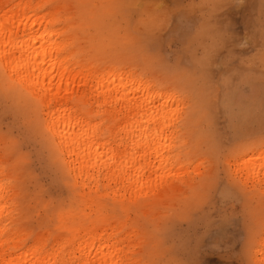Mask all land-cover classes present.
<instances>
[{
	"label": "rangeland",
	"instance_id": "rangeland-1",
	"mask_svg": "<svg viewBox=\"0 0 264 264\" xmlns=\"http://www.w3.org/2000/svg\"><path fill=\"white\" fill-rule=\"evenodd\" d=\"M43 3V12L57 10L79 71L72 104L115 148L126 120L81 94L79 82L111 69L142 78L155 93L151 123H163L169 165L154 159L157 171L134 188L74 178L45 128V106L0 62V183L9 195L0 229L13 234L9 252L40 247L58 258L85 231H105L124 264H264V0ZM149 57L163 71L138 70Z\"/></svg>",
	"mask_w": 264,
	"mask_h": 264
},
{
	"label": "bare ground",
	"instance_id": "bare-ground-1",
	"mask_svg": "<svg viewBox=\"0 0 264 264\" xmlns=\"http://www.w3.org/2000/svg\"><path fill=\"white\" fill-rule=\"evenodd\" d=\"M40 1L34 3L32 0H18L11 6V1L0 0V62L4 64L13 80L31 91L45 106V128L64 154L70 171L74 172L76 177L72 176V178L82 177L85 183L87 180L97 182L102 177L109 183L121 181L132 188L143 184L144 178L149 179L146 175L147 170L158 169L154 161L156 158L160 160L164 155L159 149L164 131L159 130L158 126L162 122L155 120L151 123L156 117L153 115L155 111L152 103L155 93L148 92L151 85L149 87L144 83L145 80L133 77L126 70L115 72L114 69L106 74H88L79 82L81 94L91 95L95 101H98L99 108L112 106L114 114L123 115L124 121L126 120L125 127L120 124V131L124 129V136L120 138V146L123 148L122 153H119L117 149L119 145H116L117 148L115 146L116 150L110 140L103 138L99 133L98 128L101 124L92 123L81 109L70 101L68 95L72 94L71 85L76 83L79 71H76V64L71 63L67 51L68 41L64 35L65 27L59 23L57 10L43 12L44 0ZM124 79H129L130 83L122 87L121 82ZM166 92L164 91L163 94ZM174 95L173 93L170 96ZM170 96L166 95L167 99ZM159 101V105L164 104L159 106L160 108L164 106L157 111L160 113L167 108L170 100L165 103ZM150 141L154 142H152L154 148H151ZM140 148L142 150H139ZM166 156L163 161L167 163ZM260 170H254L255 175H259L262 171ZM262 177L264 179V176ZM2 183L5 184L0 183V207L5 208L6 198L9 195L5 193L8 190L5 189L7 186ZM6 205L9 209V204ZM6 210L5 208L3 213ZM5 228L4 225L0 229V264H124L125 262L121 254L122 248L110 232L107 234L105 231L100 233L85 231V234L76 241L78 244L74 250L72 248L58 258L56 256L48 258L49 256L42 253L40 247L34 248L31 253L9 252V240L13 242V234L4 235ZM62 243L63 241L58 242V244ZM262 252L264 255V251ZM262 260L264 262V258Z\"/></svg>",
	"mask_w": 264,
	"mask_h": 264
},
{
	"label": "snow or ice",
	"instance_id": "snow-or-ice-1",
	"mask_svg": "<svg viewBox=\"0 0 264 264\" xmlns=\"http://www.w3.org/2000/svg\"><path fill=\"white\" fill-rule=\"evenodd\" d=\"M138 70L145 72L163 71L161 66L155 61L153 57L145 59L141 64L137 66ZM261 149L264 150V140L261 141Z\"/></svg>",
	"mask_w": 264,
	"mask_h": 264
}]
</instances>
